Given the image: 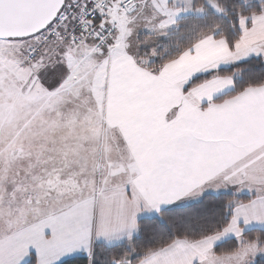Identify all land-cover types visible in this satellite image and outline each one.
<instances>
[{
	"label": "snow or ice",
	"instance_id": "6c2138e0",
	"mask_svg": "<svg viewBox=\"0 0 264 264\" xmlns=\"http://www.w3.org/2000/svg\"><path fill=\"white\" fill-rule=\"evenodd\" d=\"M0 264H264V0H0Z\"/></svg>",
	"mask_w": 264,
	"mask_h": 264
}]
</instances>
